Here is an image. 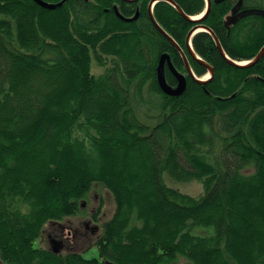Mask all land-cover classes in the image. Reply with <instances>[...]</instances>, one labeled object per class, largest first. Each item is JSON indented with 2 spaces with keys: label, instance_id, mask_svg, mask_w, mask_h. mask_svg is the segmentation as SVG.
<instances>
[{
  "label": "trees",
  "instance_id": "1",
  "mask_svg": "<svg viewBox=\"0 0 264 264\" xmlns=\"http://www.w3.org/2000/svg\"><path fill=\"white\" fill-rule=\"evenodd\" d=\"M59 3L63 0H45ZM0 0V260L4 264H264V16L231 25L238 0L187 18L157 0ZM189 16L206 0H172ZM126 17L136 19L127 21ZM264 8L244 0L243 8ZM187 75L162 90L163 53ZM170 84L177 78L166 69ZM198 181L200 195L175 183ZM116 209L99 257L35 246L46 223L86 207L94 183ZM57 248V249H56ZM247 248V249H246ZM183 259V260H181Z\"/></svg>",
  "mask_w": 264,
  "mask_h": 264
},
{
  "label": "rangeland",
  "instance_id": "2",
  "mask_svg": "<svg viewBox=\"0 0 264 264\" xmlns=\"http://www.w3.org/2000/svg\"><path fill=\"white\" fill-rule=\"evenodd\" d=\"M175 186L184 192L196 195L203 193V186L198 181L175 183ZM115 209L116 203L112 194L103 184L96 182L92 186L84 210L76 216L66 217L57 225L46 223L34 244L37 247L51 248L57 246L54 243L57 241L63 255L78 251L86 258L99 257L103 224L111 218ZM0 264L4 263L0 260Z\"/></svg>",
  "mask_w": 264,
  "mask_h": 264
},
{
  "label": "water",
  "instance_id": "3",
  "mask_svg": "<svg viewBox=\"0 0 264 264\" xmlns=\"http://www.w3.org/2000/svg\"><path fill=\"white\" fill-rule=\"evenodd\" d=\"M38 3H40L41 5H43L44 7L47 8H54L58 5H61L63 1L59 2V3H52V2H48L45 0H36ZM157 0H152L150 3V13H151V17L152 20L155 24V26L159 29L160 32H162L181 52L184 61H185V65H186V69H187V75L191 76L193 79L205 83L207 81H209L213 75H214V68L213 66H211L210 64L206 63L204 61V59L199 56L192 45V38L193 36L199 32V31H207V32H211L212 30L210 29V27L203 25V24H198L195 27H193L191 29V31L188 33V37H187V48L189 50V53L196 58L197 60H199L200 62H203L206 66H208L209 70H210V77L205 79V78H199L193 68L191 67L189 60H188V56L186 54V52L181 48V46L174 40V38L156 21L154 14H153V6L155 5ZM171 3H173L187 18L191 19L192 21H203L207 15L209 14L211 7H212V0H208V6L206 11H204V13H202L200 16L198 17H191L189 15H187L179 5H177L176 3H174L172 0H167ZM216 2H221L223 0H215ZM243 1L244 0H238V2L235 4V6L232 8L231 14L228 15L227 20H226V24L227 25H231L233 23H236L237 21H239L241 18L248 16V15H252V14H258V15H263L264 16V8H258V7H247V8H243ZM117 13L125 20L127 21H131L134 20L138 17L139 12L136 13V15H134L133 17H126L123 14H121L118 10L117 7H115ZM216 41H217V45L218 47L221 49L222 53L226 56V58L234 65H238V66H246V65H250L253 64L255 62H257L261 56L264 53V46L262 47V49L260 50V52L256 55V57L246 63H241L238 62L232 58H230L225 51L223 50L221 43L219 42L218 37H215ZM169 68V70L176 76L177 78V84L176 85H172L168 82L167 77H166V69ZM157 74H158V81H159V85L162 88V90L168 94L171 95H180L182 94L186 87H187V75L183 72H181L173 63V60L171 58V55L169 53H163L159 59V64L157 67Z\"/></svg>",
  "mask_w": 264,
  "mask_h": 264
},
{
  "label": "flooded vegetation",
  "instance_id": "4",
  "mask_svg": "<svg viewBox=\"0 0 264 264\" xmlns=\"http://www.w3.org/2000/svg\"><path fill=\"white\" fill-rule=\"evenodd\" d=\"M115 7H118V6H115ZM116 10V9H115ZM119 10V9H118ZM117 12V11H116ZM184 59V58H183ZM54 243H56V244H59L57 241H55Z\"/></svg>",
  "mask_w": 264,
  "mask_h": 264
},
{
  "label": "bare ground",
  "instance_id": "5",
  "mask_svg": "<svg viewBox=\"0 0 264 264\" xmlns=\"http://www.w3.org/2000/svg\"><path fill=\"white\" fill-rule=\"evenodd\" d=\"M196 17H198V16H196ZM208 77H209V74L207 76H205V78H208Z\"/></svg>",
  "mask_w": 264,
  "mask_h": 264
}]
</instances>
